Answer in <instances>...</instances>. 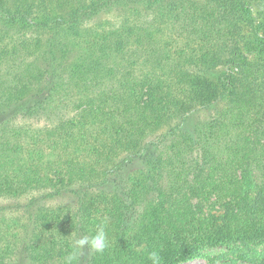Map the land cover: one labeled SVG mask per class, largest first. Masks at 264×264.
<instances>
[{
    "label": "trees",
    "instance_id": "obj_1",
    "mask_svg": "<svg viewBox=\"0 0 264 264\" xmlns=\"http://www.w3.org/2000/svg\"><path fill=\"white\" fill-rule=\"evenodd\" d=\"M260 3L0 0V264H264Z\"/></svg>",
    "mask_w": 264,
    "mask_h": 264
},
{
    "label": "rangeland",
    "instance_id": "obj_2",
    "mask_svg": "<svg viewBox=\"0 0 264 264\" xmlns=\"http://www.w3.org/2000/svg\"><path fill=\"white\" fill-rule=\"evenodd\" d=\"M246 1L251 5L254 13L257 15L261 9V7H260V5H261L260 1L261 0H246ZM212 114H213V111H211V110H201V111L194 113L188 119L187 123L185 124V129H187V130L192 129L195 125H198L199 123L207 120L210 116H212ZM16 203H17V200H16V202L9 200V201L3 202L1 204L13 205ZM76 203H77L76 197L65 196V197H62V198L54 201L52 206H57V207L68 206L73 210L76 208ZM223 252H225L224 249H213V250L207 251L206 254L211 255L212 257H215V256H217ZM219 263H221V262H219ZM183 264H206V262L201 258L200 259L196 258L192 261H189V262H186ZM239 264H242V263H239Z\"/></svg>",
    "mask_w": 264,
    "mask_h": 264
},
{
    "label": "clouds",
    "instance_id": "obj_3",
    "mask_svg": "<svg viewBox=\"0 0 264 264\" xmlns=\"http://www.w3.org/2000/svg\"><path fill=\"white\" fill-rule=\"evenodd\" d=\"M85 246H87L90 250L95 252H103L106 248V234L101 227L97 233L89 240L88 237H82L79 239L73 240V252L72 254L66 257V264H72V261L75 259V253L77 251L82 250ZM149 260L151 264H160L161 257L157 251H152L149 253Z\"/></svg>",
    "mask_w": 264,
    "mask_h": 264
}]
</instances>
